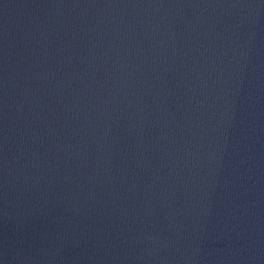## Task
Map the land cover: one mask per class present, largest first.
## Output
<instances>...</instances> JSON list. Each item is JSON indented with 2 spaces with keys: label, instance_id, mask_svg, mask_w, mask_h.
Returning <instances> with one entry per match:
<instances>
[{
  "label": "water",
  "instance_id": "95a60500",
  "mask_svg": "<svg viewBox=\"0 0 264 264\" xmlns=\"http://www.w3.org/2000/svg\"><path fill=\"white\" fill-rule=\"evenodd\" d=\"M0 264H264V0H0Z\"/></svg>",
  "mask_w": 264,
  "mask_h": 264
}]
</instances>
